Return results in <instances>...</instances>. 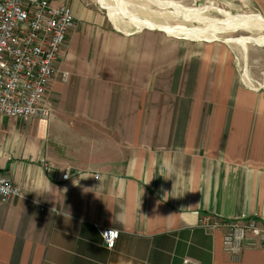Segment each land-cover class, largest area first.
Listing matches in <instances>:
<instances>
[{"label":"crops","instance_id":"obj_1","mask_svg":"<svg viewBox=\"0 0 264 264\" xmlns=\"http://www.w3.org/2000/svg\"><path fill=\"white\" fill-rule=\"evenodd\" d=\"M74 14L50 117L0 115V172L24 193L0 202V264H264V244L234 260L224 229L200 223L264 225V92L204 66L185 84L156 66L150 35ZM102 227L119 230L113 249Z\"/></svg>","mask_w":264,"mask_h":264},{"label":"built area","instance_id":"obj_2","mask_svg":"<svg viewBox=\"0 0 264 264\" xmlns=\"http://www.w3.org/2000/svg\"><path fill=\"white\" fill-rule=\"evenodd\" d=\"M75 22L73 8L66 2L0 0V115L50 117L52 107L47 93L60 73ZM67 75L65 72L64 77ZM68 176L66 172L62 178ZM23 195L21 186L0 172V202ZM200 223L211 230L224 229L223 246L234 260L240 259L246 246L264 244V225L254 216L224 219L208 214ZM100 233L103 244L113 249L119 230L102 227Z\"/></svg>","mask_w":264,"mask_h":264},{"label":"rangeland","instance_id":"obj_3","mask_svg":"<svg viewBox=\"0 0 264 264\" xmlns=\"http://www.w3.org/2000/svg\"><path fill=\"white\" fill-rule=\"evenodd\" d=\"M57 1L68 3L72 6L73 11L82 10L83 12H86L88 11V9H91L96 14L98 13L101 17V25L99 26V28L101 29L105 28L107 30H111L113 28L115 29L116 27L114 22L109 17V12L107 8L102 3L101 4L105 8L101 7L98 0ZM125 1L132 4L133 7L136 5L135 7L137 9L141 8L140 11H142L143 9L142 17L144 18H147V16L145 15L152 14L155 15V18L157 20H162V23H178L183 25L188 30H196L201 27H205L210 22L208 20L206 22H200L189 19L183 21V13L191 15L198 12L205 19H222L225 16L219 13L216 8L230 12L235 16L239 15L240 17L242 15L250 16L252 14H256L255 12H257L253 8V6L249 4L248 0ZM152 12L155 14H153ZM176 13L177 15L179 13V15L177 16ZM83 18L84 19L82 20V22L88 24V28H91V26H95L97 24L85 14ZM117 20L119 25L121 26L120 31L124 33L135 32L138 30V27L133 25L132 22H130V20H128L124 16L117 17ZM151 30L152 29L146 28L139 30L142 32V34L150 35L147 38H142V46H147L148 43L157 46V53L155 54V60L157 62L156 66L162 63H167L161 68L163 69V71H167L168 67H171L172 69H178V72L182 71L187 73L185 76L186 79L184 81L186 82L185 84L196 85V80L198 76H196L195 73L200 72L202 66H204L203 70L206 72V77L208 79V73L215 75V70L218 75L220 74L222 82L228 83L229 79L224 77H228L230 72L231 77L233 78V80H235L237 85L241 84L246 88H251L253 90L264 92V30L244 31L240 29H235L221 30L219 32L218 35L223 38H244L246 40V44L244 43L246 48L241 42L233 44L232 42H225L223 40L215 38V40L199 39L185 37L183 35H173L169 34V32L167 31L152 30V32ZM146 31H149V33H147ZM182 67H186L188 68V70L181 69ZM156 72L158 77L159 69H157ZM174 77L175 74L173 75V78ZM175 78L179 80L182 79V77L179 75ZM207 82L208 80L205 83Z\"/></svg>","mask_w":264,"mask_h":264},{"label":"bare ground","instance_id":"obj_4","mask_svg":"<svg viewBox=\"0 0 264 264\" xmlns=\"http://www.w3.org/2000/svg\"><path fill=\"white\" fill-rule=\"evenodd\" d=\"M100 1L107 8V10L109 12L110 19L114 22V24L116 25V27L119 30H121V26L118 23L117 17L123 16L122 13H126L130 17L136 16V15L141 16V17L143 16L142 15L143 9H142V11H140L141 8L137 9L135 7L136 6L135 4H134L135 6L133 7L132 4H130L129 2H127L125 0H100ZM216 10L219 13L223 14L225 17L222 19H205L198 12L191 14V15L183 13L182 14V20L183 21L189 19V20L200 21V22H206L208 20L210 22L207 26L201 27V28L196 29V30L195 29L188 30L183 25L178 24V23H173V24H171L169 22L168 23H162V20H157L155 18V15H152V14L151 15L150 14L145 15V16H147V18L150 19V21L152 23L151 22H145L144 20L130 21V22H132L133 25L137 26L138 30H142L148 26L157 27V28L163 27V26H168L167 32H169L170 34L183 35L185 37H192V38H199V39H212V40L214 38L215 39H222L225 42H230V41L226 40L227 37L223 38V37L218 35L221 30H235V29H240V30H244V31L264 30V18L260 15H257V14H252L250 16L242 15L240 17L239 15L235 16V15L231 14L230 12L224 11L222 9L216 8ZM153 14H155V13H153ZM176 15H177V13H176ZM178 15H179V13H178ZM171 18H172V16H171ZM228 38H231V37H228ZM233 38L235 39V41L232 42L233 44L241 42L244 45V47L246 48V46H245L246 40L244 38H237V37H233Z\"/></svg>","mask_w":264,"mask_h":264},{"label":"water","instance_id":"obj_5","mask_svg":"<svg viewBox=\"0 0 264 264\" xmlns=\"http://www.w3.org/2000/svg\"><path fill=\"white\" fill-rule=\"evenodd\" d=\"M98 2L100 3V6L101 7H103V8H105L102 4H101V2H100V0H98ZM122 15L125 17V18H127L128 20H130V21H140V20H144L145 22H151L149 19H147V18H144V17H141V16H128L126 13H122ZM262 15V17L264 18V15L263 14H261ZM152 23V22H151ZM167 28H168V26H163V27H150V26H148L146 29H152V30H161V31H168L167 30ZM219 40H222V39H219ZM226 40H229L230 42H234L235 41V39L233 38V37H231V38H227Z\"/></svg>","mask_w":264,"mask_h":264},{"label":"clouds","instance_id":"obj_6","mask_svg":"<svg viewBox=\"0 0 264 264\" xmlns=\"http://www.w3.org/2000/svg\"><path fill=\"white\" fill-rule=\"evenodd\" d=\"M66 179L68 178V177H65ZM106 231H110V229L109 230H106Z\"/></svg>","mask_w":264,"mask_h":264}]
</instances>
